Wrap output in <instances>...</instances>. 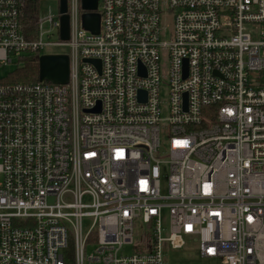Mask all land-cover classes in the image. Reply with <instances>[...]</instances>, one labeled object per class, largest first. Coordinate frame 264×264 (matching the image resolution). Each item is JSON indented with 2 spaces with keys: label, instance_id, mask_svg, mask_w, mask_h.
<instances>
[{
  "label": "built area",
  "instance_id": "1",
  "mask_svg": "<svg viewBox=\"0 0 264 264\" xmlns=\"http://www.w3.org/2000/svg\"><path fill=\"white\" fill-rule=\"evenodd\" d=\"M67 3L64 41L61 0H0V65L70 57L0 79V264H264V0H99L98 33Z\"/></svg>",
  "mask_w": 264,
  "mask_h": 264
},
{
  "label": "water",
  "instance_id": "2",
  "mask_svg": "<svg viewBox=\"0 0 264 264\" xmlns=\"http://www.w3.org/2000/svg\"><path fill=\"white\" fill-rule=\"evenodd\" d=\"M99 0H82V8L86 11L83 14V26L93 33H98L100 30V14L98 13ZM61 39L66 41L70 38V15L68 12L67 0H61ZM100 66L101 62L98 59H85ZM40 81L48 80L53 83L63 84L69 81L70 73V57L67 53H51L43 54L39 59Z\"/></svg>",
  "mask_w": 264,
  "mask_h": 264
},
{
  "label": "rangeland",
  "instance_id": "3",
  "mask_svg": "<svg viewBox=\"0 0 264 264\" xmlns=\"http://www.w3.org/2000/svg\"><path fill=\"white\" fill-rule=\"evenodd\" d=\"M163 4L167 2V0H161ZM166 10V7L164 8ZM57 10V2L56 1H51V2H45V4L42 7V15H45V13L48 12H56ZM172 14L170 12L168 13H163L162 15V25L168 28L172 27ZM45 29H49V25L46 24L44 26ZM46 34L45 40H50V36ZM55 40V39H54ZM63 48L62 47H54L50 48L47 52V54H50V52L53 53H59L62 52ZM13 58V63L11 64H1L0 65V79L7 76L10 72H14L16 68L19 66H23L25 62L22 60L21 62L19 61V57L16 55L12 56ZM24 62V64H23ZM70 74V73H69ZM162 96L164 98H167V92L165 89L162 91ZM165 177L163 180L164 185L166 184L167 176H168V170L165 169ZM92 248H90V251ZM125 251L128 252L130 251V247L126 246ZM209 260L201 255L200 247L199 245H190L188 244L185 246L183 249H176L172 250L167 255L165 256V263L164 264H203L207 263Z\"/></svg>",
  "mask_w": 264,
  "mask_h": 264
},
{
  "label": "trees",
  "instance_id": "4",
  "mask_svg": "<svg viewBox=\"0 0 264 264\" xmlns=\"http://www.w3.org/2000/svg\"><path fill=\"white\" fill-rule=\"evenodd\" d=\"M29 10L26 13V17H24V28L28 30L30 33V37L35 36V32L37 29V17L39 13V2H30ZM27 9V8H26ZM25 11V12H26ZM40 55H30L28 57L23 58V66H19L14 70L11 77L8 78L10 80H18L21 82H37L39 79V64Z\"/></svg>",
  "mask_w": 264,
  "mask_h": 264
},
{
  "label": "crops",
  "instance_id": "5",
  "mask_svg": "<svg viewBox=\"0 0 264 264\" xmlns=\"http://www.w3.org/2000/svg\"><path fill=\"white\" fill-rule=\"evenodd\" d=\"M27 34H28V35H30V33H29V32H27ZM29 37H30V36H29Z\"/></svg>",
  "mask_w": 264,
  "mask_h": 264
}]
</instances>
